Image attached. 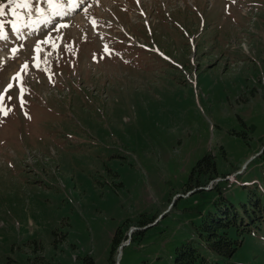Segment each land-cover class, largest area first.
<instances>
[{
  "label": "rangeland",
  "instance_id": "rangeland-1",
  "mask_svg": "<svg viewBox=\"0 0 264 264\" xmlns=\"http://www.w3.org/2000/svg\"><path fill=\"white\" fill-rule=\"evenodd\" d=\"M241 1L0 0V264H108L116 231L115 264H173L187 240L264 264L263 224L232 228L229 258L196 232L220 196L264 205V0ZM113 21L161 55L103 53L92 28ZM206 153L215 174L190 182Z\"/></svg>",
  "mask_w": 264,
  "mask_h": 264
},
{
  "label": "trees",
  "instance_id": "trees-1",
  "mask_svg": "<svg viewBox=\"0 0 264 264\" xmlns=\"http://www.w3.org/2000/svg\"><path fill=\"white\" fill-rule=\"evenodd\" d=\"M215 170L213 156L206 153L192 167L189 180L191 182L194 176L198 177L200 174H206L212 178ZM247 203L249 208L246 203L241 204L244 211V216H242L231 202L220 196L219 202L214 201V207L202 214L196 231L197 239L210 256L229 258L236 252L241 244V239L230 234L232 228L236 229L237 235H243L249 232L251 227L257 228L261 224L264 226V205L261 204L255 191L249 194ZM120 237L117 231L112 237L108 264H114L113 254L115 248L120 244ZM88 264L94 263L89 259ZM173 264L219 263L209 258L207 254H203L193 240H187L175 248Z\"/></svg>",
  "mask_w": 264,
  "mask_h": 264
},
{
  "label": "bare ground",
  "instance_id": "bare-ground-1",
  "mask_svg": "<svg viewBox=\"0 0 264 264\" xmlns=\"http://www.w3.org/2000/svg\"><path fill=\"white\" fill-rule=\"evenodd\" d=\"M73 3L72 4H69V5H65V6H62L61 8H59V11L57 13H59L60 15L61 14H66V13H69L72 9H73ZM40 23H36V26L39 25Z\"/></svg>",
  "mask_w": 264,
  "mask_h": 264
},
{
  "label": "snow or ice",
  "instance_id": "snow-or-ice-1",
  "mask_svg": "<svg viewBox=\"0 0 264 264\" xmlns=\"http://www.w3.org/2000/svg\"><path fill=\"white\" fill-rule=\"evenodd\" d=\"M13 2H14V0H13ZM48 4H49V6H52V4H53V0H48ZM18 6H21V7H27V4L18 5ZM57 7H59V5H57ZM36 11H40V9L38 8V9H36ZM0 38H2V35H0ZM24 67H26V66H24ZM16 77H17V78L19 77V73L16 74ZM7 87H8V88H11L12 85L9 84ZM0 111H4V110H3V109H0ZM6 114H7V112L5 111V115H6Z\"/></svg>",
  "mask_w": 264,
  "mask_h": 264
},
{
  "label": "water",
  "instance_id": "water-1",
  "mask_svg": "<svg viewBox=\"0 0 264 264\" xmlns=\"http://www.w3.org/2000/svg\"><path fill=\"white\" fill-rule=\"evenodd\" d=\"M124 244H121L120 247H122Z\"/></svg>",
  "mask_w": 264,
  "mask_h": 264
}]
</instances>
